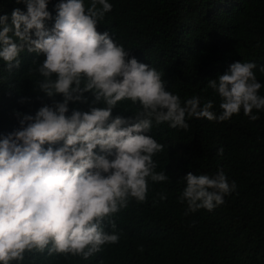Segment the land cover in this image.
<instances>
[{
    "label": "clouds",
    "instance_id": "clouds-1",
    "mask_svg": "<svg viewBox=\"0 0 264 264\" xmlns=\"http://www.w3.org/2000/svg\"><path fill=\"white\" fill-rule=\"evenodd\" d=\"M16 2L25 3L27 12L14 9L10 24L7 15L0 16V59L11 71L20 66L25 49L42 54L34 69L42 77L38 87L63 101L42 106L34 116L17 112L19 128L0 139V264H20L25 253L45 250L88 259L118 243L114 217L131 200L145 202L149 182L169 180L165 171H156L153 157L164 146L149 135L154 124L187 130L193 117L223 122L243 110L256 121L253 110H264L259 95L264 85L253 62H234L208 81L220 98L217 114L211 100L202 104L193 95L182 101L166 90L161 72L129 58L109 32L97 31L112 10L109 0H90L88 7L84 0H61L50 30L44 24L51 18L47 0ZM86 92L93 93V103L106 106L66 115L70 101L87 102ZM122 101L139 106L134 117H112ZM182 178L185 215L214 210L236 189L222 170ZM158 196L167 199L166 193ZM105 223L112 232L105 231Z\"/></svg>",
    "mask_w": 264,
    "mask_h": 264
},
{
    "label": "trees",
    "instance_id": "trees-1",
    "mask_svg": "<svg viewBox=\"0 0 264 264\" xmlns=\"http://www.w3.org/2000/svg\"><path fill=\"white\" fill-rule=\"evenodd\" d=\"M61 0H47L50 30ZM90 6V0H84ZM112 10L97 24L129 58L162 73L166 90L183 101L193 95L201 103L211 100L217 114L220 98L207 87L210 79L224 74L234 62H253L258 82L264 85V0H109ZM27 12L26 4L0 0V16ZM18 68L8 69L0 59V139L19 128L16 113L35 115L39 108L62 102L63 96L48 97L38 87L42 77L34 69L42 54L26 49L18 57ZM33 69V71H30ZM55 79V76H53ZM69 102L73 110L103 108L93 103ZM264 96V87L259 90ZM24 102H21V101ZM138 105L118 103L112 117H134ZM259 118L250 121L243 110L223 122L190 118L189 128L173 129L167 123L152 127L151 135L163 150L153 159L156 171H165L167 182H149L147 199L131 200L115 217L120 240L106 244L88 259L65 254L28 252L20 264H264V110H253ZM62 145L60 142L54 147ZM48 145H45L46 148ZM223 154L219 155V149ZM222 170L236 189L225 203L212 211L185 215L186 203L179 197L189 172L213 175ZM158 193L167 199L159 200ZM105 231L112 232L105 223Z\"/></svg>",
    "mask_w": 264,
    "mask_h": 264
}]
</instances>
